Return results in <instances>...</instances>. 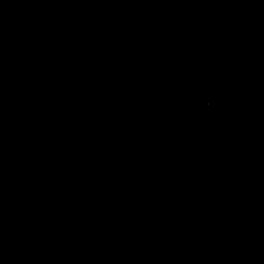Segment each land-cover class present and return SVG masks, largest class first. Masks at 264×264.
I'll return each instance as SVG.
<instances>
[{
  "label": "water",
  "instance_id": "95a60500",
  "mask_svg": "<svg viewBox=\"0 0 264 264\" xmlns=\"http://www.w3.org/2000/svg\"><path fill=\"white\" fill-rule=\"evenodd\" d=\"M0 264H264V0H0Z\"/></svg>",
  "mask_w": 264,
  "mask_h": 264
}]
</instances>
